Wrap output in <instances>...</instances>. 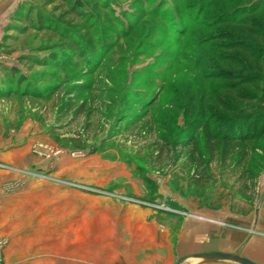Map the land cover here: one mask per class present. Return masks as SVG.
Instances as JSON below:
<instances>
[{
	"label": "rangeland",
	"instance_id": "1",
	"mask_svg": "<svg viewBox=\"0 0 264 264\" xmlns=\"http://www.w3.org/2000/svg\"><path fill=\"white\" fill-rule=\"evenodd\" d=\"M201 104L263 130L264 0H0V264H176L197 214L253 230L264 136L209 145Z\"/></svg>",
	"mask_w": 264,
	"mask_h": 264
},
{
	"label": "crops",
	"instance_id": "2",
	"mask_svg": "<svg viewBox=\"0 0 264 264\" xmlns=\"http://www.w3.org/2000/svg\"><path fill=\"white\" fill-rule=\"evenodd\" d=\"M4 182V174L0 173V187ZM212 220L203 219L204 223L187 220L178 241V258L180 264H233L232 261H215L210 258H195V255L208 253H235L254 263L264 264V237L253 232H264V213L254 222L253 230H231L224 226L217 217L202 215ZM236 264H238L236 262ZM240 264V263H239Z\"/></svg>",
	"mask_w": 264,
	"mask_h": 264
},
{
	"label": "trees",
	"instance_id": "3",
	"mask_svg": "<svg viewBox=\"0 0 264 264\" xmlns=\"http://www.w3.org/2000/svg\"><path fill=\"white\" fill-rule=\"evenodd\" d=\"M205 97H206V95L202 94L201 102H203V100H205ZM210 110L207 108V106L204 107V104H201L200 108L197 110V117L199 118L198 121L199 122H206L204 124V126H202L201 133L204 136L205 141L209 145H212L215 143L226 144V145H231L233 143L244 144V143H247L249 140L255 141V140H258L264 136V128L260 133H258V135L256 137H250L251 133L246 128L245 129L241 128L242 132L241 133L239 132L238 135H233L231 133L226 135V136L225 135H219L216 133L213 134L211 132V128H212L211 122L213 121L214 113H213V110H211V111ZM251 114L252 113H247L248 119L253 117V115H251ZM236 116H237L236 118L241 120L240 122H242L241 127H245V125L247 124V122H246L247 120L245 118L242 119V117H244L243 114H239ZM258 117H260V116H258ZM258 117H257L256 122H255V125L257 127L260 125V119ZM237 119H235V120H237ZM204 120H207V121H204ZM229 120L230 119H228L227 122H230ZM243 122H246V123L243 124Z\"/></svg>",
	"mask_w": 264,
	"mask_h": 264
},
{
	"label": "water",
	"instance_id": "4",
	"mask_svg": "<svg viewBox=\"0 0 264 264\" xmlns=\"http://www.w3.org/2000/svg\"><path fill=\"white\" fill-rule=\"evenodd\" d=\"M195 216L203 218V219L212 220L210 218H207V217H204L198 214ZM195 258H210V259H216V260L232 261V262H237L240 264H257L235 253H208V254L195 255ZM181 261L182 260H180L178 264H180Z\"/></svg>",
	"mask_w": 264,
	"mask_h": 264
}]
</instances>
